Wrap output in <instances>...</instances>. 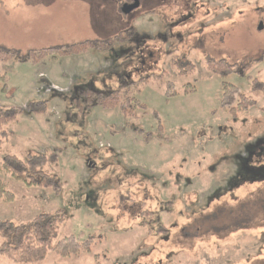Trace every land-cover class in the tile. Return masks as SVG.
I'll use <instances>...</instances> for the list:
<instances>
[{
	"label": "rangeland",
	"instance_id": "obj_1",
	"mask_svg": "<svg viewBox=\"0 0 264 264\" xmlns=\"http://www.w3.org/2000/svg\"><path fill=\"white\" fill-rule=\"evenodd\" d=\"M118 1L0 0V108L20 110L0 163L44 156L57 182L0 174L13 196L0 222L60 214L59 238L90 242L88 253L25 264H264V0H199L208 5L173 28L188 63L179 68L160 36L168 22L147 12L161 4L123 15ZM109 39L77 55H29ZM206 57L253 62L224 81L254 105L223 111ZM121 89L141 103L132 117L99 105Z\"/></svg>",
	"mask_w": 264,
	"mask_h": 264
},
{
	"label": "trees",
	"instance_id": "obj_2",
	"mask_svg": "<svg viewBox=\"0 0 264 264\" xmlns=\"http://www.w3.org/2000/svg\"><path fill=\"white\" fill-rule=\"evenodd\" d=\"M102 47H104L103 42L87 41L66 47L49 48L36 53L31 52L29 55H36L40 59L56 55L63 57L77 55L89 48L102 49ZM1 57L7 59L9 55L1 54ZM251 65V63L246 65V69L242 73H245ZM205 66L209 72L222 79L220 106L223 111L231 116H236L254 105L255 102L247 99L236 86L224 81L230 74L238 72L236 65L223 61H208ZM124 90L105 95L99 101V105L103 108L118 107L124 117H132L134 109L141 106V103L129 97V92ZM2 91L6 92L5 86ZM166 95L171 96L168 90ZM31 109L38 111L36 104ZM19 112L20 110L17 108H0V147L7 138L5 126L14 122ZM50 160L53 159L50 158ZM47 164L48 158L44 156L29 155L26 158H18L7 155L0 163V174L7 175L29 187L55 188L57 190V182L44 171ZM12 198L13 196L6 190L3 179L0 178V204L10 203ZM60 223V214H42L29 222L20 224L10 221L0 222V255L14 264H25L43 262L49 252H54L61 258H70L79 253L90 252L89 241L79 243L73 235L59 238Z\"/></svg>",
	"mask_w": 264,
	"mask_h": 264
},
{
	"label": "flooded vegetation",
	"instance_id": "obj_3",
	"mask_svg": "<svg viewBox=\"0 0 264 264\" xmlns=\"http://www.w3.org/2000/svg\"><path fill=\"white\" fill-rule=\"evenodd\" d=\"M109 1L112 2L113 0H105V2H109ZM114 1H117V0H114ZM119 1H122L119 4V11L123 15H130L132 13H135L137 10H139L141 8L142 5H145L147 3L151 4V6H153V3L161 4V9H159V8L158 9H151V10H147V12L148 13L153 12V14H155V12H158L157 15L160 18V20L163 19V21L168 22L167 25H166L167 26L166 35H163V34L160 35L161 36V40L165 42L166 55L168 56L170 54V56L172 57L170 65L175 67V68L181 67L179 62L183 61L185 63V61L182 60V58H180V55L178 56V55L175 54L176 53L175 52V48H176L175 44H176V40L177 39L175 37L173 28L178 23H180L181 25L182 24L185 25L184 22H186L190 17L195 16V14H196L195 6L196 5L200 4V6L203 5L205 7L208 4L206 2H202V1H199V0H181L180 5H176V6L173 5L175 3L174 0H119ZM135 2H137V4H138L137 8L131 10L127 14H124L122 12L125 6H131ZM169 8L174 9V12L176 13L174 18H168L167 17V10ZM147 12H145V13H147ZM198 29L196 31H198ZM186 32H187V34H191L190 33L191 30H187ZM192 33H193V31H192ZM142 38L144 39V36ZM133 40H134V42H137V41H139V38H134ZM114 41H119V43H121L122 38L120 37V38H118V39H116ZM103 43H104V47H102V49H105V48L108 47L109 43H112V40L111 39L105 40V42H103ZM105 45H107V46H105ZM208 61H214V62L223 61V62L227 63L223 59H219V60L216 61V60H213V59H211L209 57H206L205 63L208 62ZM227 64H230V63H227ZM251 64H253V62ZM187 65H188V63H185L184 66H187ZM231 65H236L237 71H238L236 73H238L240 75H243L244 73H242V72H243V70L246 69V65H248V64L246 63V64H243L241 66H239L238 64H231ZM263 160L264 159H262L261 161H263Z\"/></svg>",
	"mask_w": 264,
	"mask_h": 264
},
{
	"label": "water",
	"instance_id": "obj_4",
	"mask_svg": "<svg viewBox=\"0 0 264 264\" xmlns=\"http://www.w3.org/2000/svg\"><path fill=\"white\" fill-rule=\"evenodd\" d=\"M137 2H135L133 5H131V6H125L124 7V9H123V13L124 14H127V13H129L131 10H133V9H135V8H137ZM261 28V26H259V29Z\"/></svg>",
	"mask_w": 264,
	"mask_h": 264
}]
</instances>
